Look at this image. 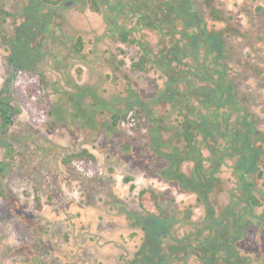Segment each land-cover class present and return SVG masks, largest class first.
I'll return each mask as SVG.
<instances>
[{
  "label": "rangeland",
  "instance_id": "rangeland-1",
  "mask_svg": "<svg viewBox=\"0 0 264 264\" xmlns=\"http://www.w3.org/2000/svg\"><path fill=\"white\" fill-rule=\"evenodd\" d=\"M215 1L225 13V20L214 26L224 29L231 50L230 78L264 130V0ZM25 3L0 0V94L18 110L6 134L0 130V189L15 200L12 209L0 196V264H134L144 248L145 212L171 218L170 236L184 237L193 227L190 222L201 219L202 209L195 194L161 178L158 172L167 162L151 151L147 119L142 116L136 129L124 121L110 126L111 111L126 110L134 97L149 101L163 89L166 76L154 68L145 74L131 70L137 47L116 40L103 14L74 5L58 13L55 22L73 41L82 39V52L74 53L61 33L47 46L61 48L64 42V64L71 79L87 89L83 100L97 105L98 125L81 120L82 111L69 101L79 91L63 82L50 55L45 58L44 92L54 103L53 116L23 81H12L6 96L3 89L12 73L4 59L3 36H13L14 19L22 21ZM195 7L211 23L202 0ZM142 33L152 45L159 41L149 29ZM81 148L96 156V175H83L80 164L61 161ZM218 175L226 189L234 186L227 165ZM225 192L217 197L221 204L227 201ZM168 239H162V246ZM239 251L245 258H262L264 227L249 230ZM196 262L188 258V264Z\"/></svg>",
  "mask_w": 264,
  "mask_h": 264
},
{
  "label": "trees",
  "instance_id": "trees-1",
  "mask_svg": "<svg viewBox=\"0 0 264 264\" xmlns=\"http://www.w3.org/2000/svg\"><path fill=\"white\" fill-rule=\"evenodd\" d=\"M195 1L26 0L22 21L16 24L14 19L13 36H3L7 50L4 59L12 73L3 92L10 96V83L23 81L53 116L54 103L45 99L44 92L48 82L45 58L50 55L54 68L62 71L63 82L79 91L69 101L82 111L81 120L85 125H98L94 114L97 105L83 100L87 89L71 79L70 68L64 64V42L61 48L47 45L61 33L70 40L74 53H81L82 39L73 41L63 33L56 16L74 5L103 14L107 30L116 34V40L137 47L131 70L145 74L154 68L166 76L163 89L149 101L134 97L126 110L111 111L110 126L124 121L136 129L145 116L150 124L151 151L167 162L158 172L161 178L195 194L196 204L202 209L201 219L190 222L191 231L181 238L170 236L171 218L145 212L141 224L144 248L134 264H188L189 257L196 264H264V256L252 260L238 249L249 230L257 225L264 227V130L230 78L231 50L224 29L214 26V21L225 20L224 11L216 7L215 0H202L209 23L198 13ZM144 29L153 31L159 41L154 45L144 41ZM77 72L80 76L81 70ZM52 86L58 91L54 83ZM0 97L2 119L18 112L9 98ZM8 124H2V128ZM61 161L80 164L83 175L98 173L96 156L88 148L67 153ZM186 164H191L187 171ZM226 165L235 177L234 186L227 189L218 175ZM223 192L227 201L221 204L217 197ZM0 196L13 209L15 200L3 189ZM164 237L169 239L162 246Z\"/></svg>",
  "mask_w": 264,
  "mask_h": 264
},
{
  "label": "flooded vegetation",
  "instance_id": "flooded-vegetation-1",
  "mask_svg": "<svg viewBox=\"0 0 264 264\" xmlns=\"http://www.w3.org/2000/svg\"><path fill=\"white\" fill-rule=\"evenodd\" d=\"M4 98V97H3ZM3 99L0 97V101H2ZM0 109H1V107H0ZM13 115L14 114H11V115H9L8 116V119H2V114H1V112H0V130H5V131H7L8 129H9V126H10V124H11V122H12V117H13ZM7 124V123H9L8 124V126L6 127V128H2V124ZM246 237V236H245ZM245 239V238H244ZM244 239L238 244V249H239V247H240V245H241V243L244 241Z\"/></svg>",
  "mask_w": 264,
  "mask_h": 264
}]
</instances>
